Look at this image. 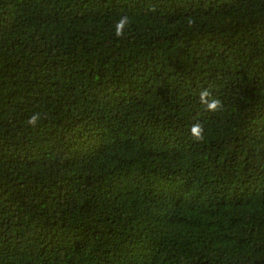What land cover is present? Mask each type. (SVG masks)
Here are the masks:
<instances>
[{
    "label": "trees",
    "instance_id": "1",
    "mask_svg": "<svg viewBox=\"0 0 264 264\" xmlns=\"http://www.w3.org/2000/svg\"><path fill=\"white\" fill-rule=\"evenodd\" d=\"M0 264H264V0H0Z\"/></svg>",
    "mask_w": 264,
    "mask_h": 264
},
{
    "label": "clouds",
    "instance_id": "2",
    "mask_svg": "<svg viewBox=\"0 0 264 264\" xmlns=\"http://www.w3.org/2000/svg\"><path fill=\"white\" fill-rule=\"evenodd\" d=\"M126 21H127V18L122 17L120 19V21L117 23L116 31H115V34L117 36H122L124 34L123 33V27H124V24L126 23ZM208 95H210V93H208L207 90H204L201 93V98L203 99V97L208 96ZM219 104H220V102L218 100L213 99L210 103L207 104V107L209 110H216L219 107ZM36 120H37V115L34 114L33 116L28 118V123L34 125L36 123ZM201 131H202L201 126L198 124L193 125L191 128V132L196 136L197 139L200 138V132Z\"/></svg>",
    "mask_w": 264,
    "mask_h": 264
}]
</instances>
